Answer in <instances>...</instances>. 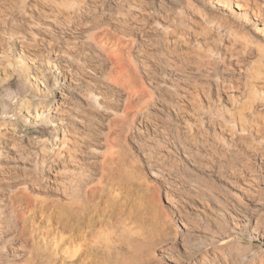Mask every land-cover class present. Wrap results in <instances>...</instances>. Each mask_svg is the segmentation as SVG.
<instances>
[{"label":"rangeland","instance_id":"rangeland-1","mask_svg":"<svg viewBox=\"0 0 264 264\" xmlns=\"http://www.w3.org/2000/svg\"><path fill=\"white\" fill-rule=\"evenodd\" d=\"M207 1L85 0L86 15L69 23L55 0H0V70L19 57L35 59L50 91L36 93L19 68L6 81L0 74V197L7 204L0 217V264H80L65 251L74 237L81 244L79 231L90 233L80 246L85 264L264 261V139L233 136L222 143L215 118L218 97L225 109L227 96L242 93L239 70L256 60V51L229 59L212 35L198 31L192 7ZM210 3L211 17L259 38L252 25L216 0ZM127 9L130 18L123 16ZM27 14L38 27H27ZM97 24L126 45L123 63L133 85L113 76L106 54L89 40L100 33ZM178 34L184 42L171 43ZM208 46L217 53L210 62L194 54ZM48 60L60 74L45 68ZM227 81L235 88L224 89ZM174 84L199 88L203 110H193ZM147 91L153 94L149 104ZM89 92L101 95L100 106ZM24 100L30 112L49 109L57 126L26 124L19 113ZM63 129L79 161L55 160L52 148ZM63 166L69 169L60 171L64 184L49 183L46 178ZM76 184L83 191L81 208L62 192V185ZM90 187L97 188L93 195H87ZM76 211L77 218L66 219Z\"/></svg>","mask_w":264,"mask_h":264},{"label":"bare ground","instance_id":"bare-ground-1","mask_svg":"<svg viewBox=\"0 0 264 264\" xmlns=\"http://www.w3.org/2000/svg\"><path fill=\"white\" fill-rule=\"evenodd\" d=\"M42 1L45 2V1H51V0H45V1L42 0ZM261 1H258V0H216L217 4L222 6L224 9H227L228 11H230V13L234 14L237 18L241 19V21L244 24L252 25V27L254 28V31L257 33V35H259V38L254 37L250 32H248L247 30H245L244 28H242L240 26L234 27L233 24H231L230 22H228L227 20H225L223 18H217L216 19V18L211 17L210 13L208 12V9H207L208 6L211 5V3H210L211 0H208L206 3H203V6H196L195 5V7H192L193 8V15L195 16V19H194L195 23L194 24L197 26L198 31L202 35H210V36L212 35L214 40L220 46H222L224 51L226 52V54H228L229 59L232 58L233 56L248 55L249 53H251V51H253L252 49H254L256 51V60L250 62L249 65L247 66V68H245V70H241V69L239 70V74L244 73L243 82H240V83H242L241 84L242 85V93L239 96L238 95L237 96L236 95L227 96L228 100L230 102V108L225 107V109H223L220 105V100H219L220 98L218 97V99H217L218 102L216 105L218 107V110H217V114L215 116V118L218 120V129H219V132H217V139L222 143L226 142V138L230 139L233 136L259 135L261 140L264 139V2H261ZM53 5L55 8H59L60 10L64 11V13H65L64 19H66V21L69 23H73V22L75 23V20H81L83 18V16L86 15V11H87V6H86L85 0H55ZM32 8L35 12L38 11L37 8L35 7V5H33ZM129 15H130V10L127 9L123 13V16L130 18ZM27 16L30 18L29 20L31 22V23H27V27L30 30L34 27H38L39 24L33 22V15L27 14ZM71 25H73V24H71ZM95 28L97 30L100 29V33H96V32L93 33L91 35V37L89 38V40L91 41V43L96 45V47L98 46L99 49H101V51L104 54H106L107 57L104 59V61H105V63H108L110 65V72L113 73V76H114V74L119 75V76L121 75L123 77L124 84L129 85L130 78L127 76V74L130 73V68L123 63V58L125 55L124 52L126 51L125 50L126 45H124V42H122V40L120 39L121 37L118 39H113L110 32L105 31V30H101L102 25L97 24V26H94V29ZM71 31H72V29H71ZM61 34H63V33H61ZM29 35L32 38L37 37V35L34 33L29 34ZM184 37H185V35L178 34L175 37V39L170 40V42L173 43L175 41H178V42L183 43L184 42L183 40H185ZM32 38H30V39H32ZM74 39H76V37ZM8 50H10V48ZM194 54L196 56H198L199 58L201 57L205 61L210 62L213 59V56L217 53H215V51L212 47L208 46V47H205L202 52L194 51ZM218 55H220V54H218ZM27 60H25V58L23 59V58L19 57V60L15 65L10 63V61H7L5 63V66L2 68V70H0V74L3 75L4 81H6L10 77V74L13 75L16 72L15 71L16 68H19L24 73L26 80L31 83V86L36 91V93H38L39 95H43V96L49 95L50 91H49V80L47 77L48 74L43 73L41 70L40 71L37 70L38 68L36 66V60L35 59L28 57ZM29 62L33 63V65L31 67H30V65L28 66V64H27ZM1 65L2 64H1V60H0V67H1ZM44 66H45V68L52 69L53 71L57 72L58 74L61 73L59 71L58 65H56L55 63H53L49 60L44 63ZM30 70H35L36 74L31 75L29 73ZM90 71H91V69H90ZM68 72H70V71H68ZM116 83H118V82H116ZM238 83H239V81L237 82L236 86L238 85ZM130 84L133 85L132 83H130ZM121 87H123V85H121ZM171 87L174 91L177 92L178 95H180L178 92V91H180V88L183 90L184 94H182V96L184 99H187V103L192 107L193 110L198 111V112L203 110L204 102L202 101L201 97L199 96L200 91H201L199 88L192 87V86L190 87V85L181 86L180 84H174ZM222 87L224 89H228V90L235 88V86H232V82H228V81L223 82ZM142 91H143V89H142ZM89 94H90L91 98H94L95 104L100 106L99 101L102 98L101 95L90 93V92H89ZM145 94H146V92H145ZM147 95L149 97V100H147V97H146L145 103L149 104L153 98L152 97L153 94L150 91H147ZM136 97L139 99L138 95L135 96V99H136ZM183 101L184 100H182V103H183ZM206 105L209 106L208 101H206L205 106ZM29 108H30L29 102L27 100H24L21 104V108H20L19 113L23 117V119H24L23 121H25L26 124L48 123L53 127L57 126L54 124L55 122L51 119L49 109H46L45 107H42V106H39V107L37 106V108H35L33 112H30ZM227 117L231 121L226 120ZM61 136L62 137L60 139L59 146L55 147V145H54V147L52 148L53 149L52 151H54L53 153L55 155L54 158L56 157L55 160L56 159L58 160V158H60L63 160L62 162L79 161L78 158L75 156V153H74L76 149L74 150V148H72V149L68 148V138L66 137V131L64 129L61 131ZM256 147H258V146L255 145V149H256ZM47 148H48L47 146H44V152L47 151ZM63 150H66V152L63 153ZM49 151L50 150H48L47 152H49ZM5 152H7V151H5ZM53 153H51V155ZM72 153H74V154H72ZM45 156H46V154H45ZM45 156L42 159V163H44V162L46 163V160L43 161L45 159ZM9 158H11V157H9ZM4 160H6V159H4ZM63 165H64V163H63ZM47 170L48 171L50 170L49 166H48ZM65 170L69 171V169L65 166L61 167V169L57 168V170L54 173H52L51 177L46 178L47 181L49 183L55 185V186L64 184L62 182V180H60L59 174L61 173L60 171H65ZM70 182L72 184V183H74V180L71 179ZM62 188H63V191L61 190ZM62 188L60 190L65 193V195H66L65 199L67 198L69 203L72 206L76 205L79 208H81L82 207V204H81L82 197L81 196H83V195H81L83 192L82 188H81V184H76L74 189L73 188L70 189L66 185L65 186L62 185ZM96 189H97L96 187H93V188L90 187L87 195L89 193L91 195H93L96 192ZM70 190H72L74 193L71 194ZM2 199L3 198L0 197V217L3 214V207L7 206V204L5 206H3V200ZM12 205L13 204L11 203V206ZM10 208H12V207H10ZM78 213H80V211H76L75 213L70 212L65 217H66V219H69V217H70L69 215L72 214L75 218H77L79 216ZM79 225L80 224H77V223L73 224L72 222H68L66 224V226H68L70 228H72L73 226L74 227L77 226L79 228ZM76 231H75V233H76ZM88 233L86 234V232L82 233L80 231L76 233V234H78L77 239L80 240L81 244L83 241H85ZM73 237H74V235H73ZM68 238H70V236ZM72 238H70V239H72ZM0 239L1 240L4 239L3 238V232L1 231V229H0ZM73 239H74V241L71 240L69 242V247H67V248L65 247L66 248L65 249L66 254H69V257L71 256L72 260L75 258L78 259L80 264H85V262L87 263V261H88L86 259L87 257L85 258V256H84V254L86 253L85 249L81 250L80 249L81 244L79 242L78 243L76 242L77 240L75 239V237ZM55 246H57V245H55ZM65 251H64V253H65ZM66 256H68V255H66ZM69 257H67V258H69ZM69 259L71 260V258H69ZM73 262H76V261H73ZM77 264H79V263L77 262ZM261 264H264V261H261Z\"/></svg>","mask_w":264,"mask_h":264}]
</instances>
